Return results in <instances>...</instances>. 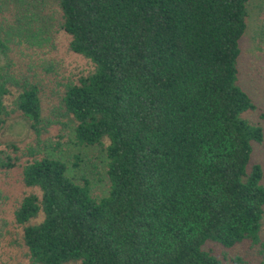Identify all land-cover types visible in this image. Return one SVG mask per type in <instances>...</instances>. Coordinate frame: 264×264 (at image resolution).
Segmentation results:
<instances>
[{"label": "trees", "instance_id": "1", "mask_svg": "<svg viewBox=\"0 0 264 264\" xmlns=\"http://www.w3.org/2000/svg\"><path fill=\"white\" fill-rule=\"evenodd\" d=\"M53 1L69 49L95 65L64 86L63 110L78 145L106 151L110 190L98 199L65 162L0 149V172L20 167L41 192L15 212L29 264H229L224 252L260 244L264 130L238 68L251 0ZM4 4L0 130L22 115L40 139L42 82L10 57Z\"/></svg>", "mask_w": 264, "mask_h": 264}, {"label": "rangeland", "instance_id": "2", "mask_svg": "<svg viewBox=\"0 0 264 264\" xmlns=\"http://www.w3.org/2000/svg\"><path fill=\"white\" fill-rule=\"evenodd\" d=\"M5 14L12 28L10 57L25 72H30L41 80L43 86V114L52 125L40 139L30 129L29 121L22 115H15L6 128L0 130V149L10 152L12 144L21 152L13 154L21 157L23 164L29 152L66 163L67 174L77 182L91 179V189L98 199L108 195L110 182L107 177L108 158L106 151L99 147L77 144L75 122L63 110L64 86L94 71L95 65L87 58L69 49L71 36L60 30V13L53 0H3ZM248 27L240 47L238 62L239 82L257 106L246 118L264 130V0H251L248 4ZM7 59L0 50V67ZM38 139V140H37ZM252 163L264 170V141L253 144ZM22 169L17 167L0 172V264H29L22 235L23 226L17 224L15 212L24 197L36 193L38 188L24 185ZM264 183V179H263ZM43 216L36 222H41ZM223 249L218 248L222 254ZM227 254L229 264H264V225L261 243L257 246L241 245Z\"/></svg>", "mask_w": 264, "mask_h": 264}]
</instances>
